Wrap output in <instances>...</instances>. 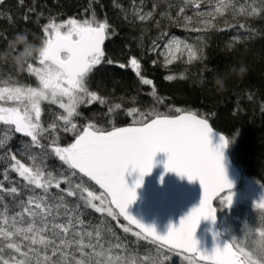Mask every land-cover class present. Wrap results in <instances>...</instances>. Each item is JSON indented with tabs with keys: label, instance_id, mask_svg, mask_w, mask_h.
I'll list each match as a JSON object with an SVG mask.
<instances>
[{
	"label": "trees",
	"instance_id": "trees-1",
	"mask_svg": "<svg viewBox=\"0 0 264 264\" xmlns=\"http://www.w3.org/2000/svg\"><path fill=\"white\" fill-rule=\"evenodd\" d=\"M141 15L145 19L141 20ZM69 18L107 22L110 32L104 45L105 59L95 66L87 82L89 90L104 103L94 101L82 105L78 109L80 115L73 118L78 126L89 122L105 129L130 126L136 116L128 115L132 108L138 112L157 111L168 115H177L176 108L182 112H196L207 118L213 129L229 140V155L242 174V184L251 182L264 191V0H0V52L8 51L13 56L19 52L20 47L15 50L10 47L18 33H26L32 44L42 46L43 27ZM194 28L199 31H193ZM170 35L186 38L194 49L195 58L166 64L159 49ZM133 58L140 64V76L130 65ZM108 60L113 63H107ZM27 63L38 68V55L29 58L23 68L13 63L11 58L6 62L0 61V88L39 87V81L27 69ZM120 64L125 67H119ZM240 66L246 67V73H234L233 69ZM168 76L172 79H166ZM217 76L224 78L226 88L215 83ZM141 77L151 79L153 85L142 84ZM159 99L164 102L159 103ZM117 104L119 109L115 107ZM109 108L113 109L111 113ZM41 110L44 127L64 114L58 104L47 101L41 103ZM56 122L63 124L62 121ZM58 136L61 146H67L74 140L71 132L60 131ZM52 138L42 140V143L47 144ZM22 142L30 143V138L0 124V144L4 145L0 147V157H3L0 159V183L6 188L13 186L12 182L17 186L26 183L11 171V181L3 180V169L10 162V157L4 154L9 150L31 166L28 156H20L17 152L22 150ZM31 155L36 157L38 165L45 166L47 171L61 179L60 187H53L48 193L39 189L30 193L25 189L16 201L10 195L0 193L4 196L0 213L7 204L11 218L21 211L16 206L19 200H26L30 194L45 197L44 202L51 206L52 212L47 216L48 229L42 235L57 239L58 243L53 232L58 236L63 234L52 225L61 223L67 226L71 220L75 227L70 229L68 238L82 240L85 245L94 247H85L84 257L76 250V245L68 251L87 264H200L193 258L136 236L134 233L137 231L119 216L113 219L107 211L97 212L89 205L87 192L100 196L102 193L54 154L44 159L40 149H32ZM61 173L63 177H70L71 183ZM77 184L81 188H76ZM66 189L74 190L76 195L69 197ZM91 204L100 205L93 200ZM215 206L222 235L262 264L263 209L246 203L228 208L220 198ZM34 220L38 227L44 226L42 215ZM17 221L22 224L32 222L27 215L17 217ZM125 227L130 231L125 232ZM74 232L81 235L74 236ZM33 247L40 253L38 258L43 260L45 247L40 244ZM47 251L50 256V248ZM36 259L33 258L32 264H36Z\"/></svg>",
	"mask_w": 264,
	"mask_h": 264
},
{
	"label": "snow or ice",
	"instance_id": "snow-or-ice-1",
	"mask_svg": "<svg viewBox=\"0 0 264 264\" xmlns=\"http://www.w3.org/2000/svg\"><path fill=\"white\" fill-rule=\"evenodd\" d=\"M180 11L183 12L184 9L181 8ZM140 19L145 17L141 15ZM192 30L199 31L195 28ZM43 35L38 54L42 67L34 68L32 63H27V69L36 76L39 87L0 88V124L9 126L14 133L30 138V143L22 142V150L17 152L20 156L27 155L32 161L29 166L18 158L16 152L9 150L5 153V157H10V162L3 169V180L11 181V171L26 183L17 186L16 182H12L13 186L7 188L0 183V193L10 195L13 201H16L25 189L30 193L34 189L48 193L49 189L60 187L61 179L47 171L45 166L38 165L36 157L31 155L32 149H40L44 159L54 154L69 169L77 170L103 189L106 195L94 196L91 191L87 192L89 205L95 207L97 212L107 211V215L113 219L118 215L123 217L129 225H135L140 230L134 233L136 236L146 234L142 236L143 239L152 237V242H159L161 247L168 245L171 249L199 252L201 258L211 261V264H258L257 260L252 259L246 252L241 251L238 256L229 244H225L222 250L214 248L211 254L204 253L198 249L194 239L201 220L215 222L216 209L211 203L214 195L227 191L228 194L222 197V203L226 207L232 203L230 189L233 185L227 180L222 165V149L227 146L229 140L221 135L217 147H210L213 127L209 120L196 112H182L179 108L175 109L177 115L157 111L144 113L132 108L128 115L136 116L131 126H113L111 129H105L92 122L78 126L73 118L80 115L78 109L82 105L94 101L104 103L95 92L89 90L87 82L95 66L105 59L104 45L110 35L109 25L95 19L69 18L61 23L46 24L43 27ZM185 47L189 49L190 58H194L195 53L191 47ZM167 62L171 63L170 60ZM107 63L111 64L113 61L108 60ZM130 65L136 75L140 76V64L137 59H131ZM118 66L125 67L124 64ZM166 79L171 80L172 76ZM141 82L144 85H153L151 79L141 77ZM44 101L58 104V107L64 110V114L58 115L47 127L41 122V103ZM158 102L164 101L159 99ZM115 107L119 109L120 105ZM112 111L113 109L109 108V113ZM56 121H62L63 124ZM60 131L73 133L74 141L67 146H61L58 136ZM45 133H48V136H45ZM49 137H53L49 143H42V140ZM0 147L4 145L0 144ZM157 153L167 156L165 172H174L178 176L186 177L189 182L198 180L202 188L199 206L181 218L179 227H170L165 236H160L154 228L139 223L126 211L136 201V189L142 186L143 178L151 173L153 158ZM126 172L138 173V178L131 188L125 182ZM60 175L63 177L62 173ZM72 175H75V172ZM63 178L71 183L70 177ZM76 188H81V185L77 184ZM65 191L69 197L76 195L72 189ZM92 200H100L101 206L92 205ZM261 200L259 206L264 208V198ZM44 201L43 196L28 195L26 200H19L16 206L21 211H17L11 218L8 215V205L4 204L3 212L0 213V264H32L34 257H37L36 264H87L84 259H76L74 253L68 251L76 245V250L84 257V248L94 247L85 245L82 240L68 238L70 229L75 227L71 220L67 226L61 223L52 225L53 229H59L63 234L58 236L53 232V236L59 240L58 243L57 239L42 235L48 229L47 216L52 212L51 206ZM3 203L4 196L0 195V204ZM25 215L32 222L19 223L17 217L22 218ZM38 215L43 216V227H38L35 223L34 218ZM124 231L129 232L130 228L125 227ZM73 235L80 236L81 233L74 232ZM88 235L91 236L92 233L89 232ZM37 244L46 249L43 260L38 258L40 253L33 247ZM49 248L50 256L47 251ZM260 254L264 257V243L261 244Z\"/></svg>",
	"mask_w": 264,
	"mask_h": 264
},
{
	"label": "water",
	"instance_id": "water-1",
	"mask_svg": "<svg viewBox=\"0 0 264 264\" xmlns=\"http://www.w3.org/2000/svg\"><path fill=\"white\" fill-rule=\"evenodd\" d=\"M221 135L223 134L213 129V133L210 137V147H217L220 143L219 137ZM166 160V154H156L153 158L151 173L143 178L142 186L136 189V201L126 210L128 215L132 216L146 227L154 228L155 232L160 236L167 235L170 227H179L181 218L186 216L193 208L198 207L202 197V188L198 180L189 182L186 177L178 176L174 172H165L164 165ZM222 165L227 180L233 185L230 192H233L239 188L242 182V174L231 160L228 144L222 149ZM75 171L106 195L104 190L100 189L94 181L79 173L77 170ZM137 178L138 173L136 172H130V174L129 172L125 173V182L130 188ZM224 194H227V191L213 196L211 203L215 209L216 200ZM119 217L129 225L123 217ZM129 226L137 232L140 231L135 225ZM148 239L152 240V237H148ZM194 239L197 241L198 249L204 253L211 254L214 248L222 250L225 244H229L233 251H236L237 255L240 256V253L234 248L230 241L221 234L217 209L215 211V222L211 220H201L194 235ZM156 243L160 244L159 242ZM163 247L181 253L187 257H194L198 263L211 264V261L202 259L201 253L199 252L192 253L185 252L182 249H171L168 245H164ZM240 258L242 260L245 259L244 257Z\"/></svg>",
	"mask_w": 264,
	"mask_h": 264
},
{
	"label": "rangeland",
	"instance_id": "rangeland-1",
	"mask_svg": "<svg viewBox=\"0 0 264 264\" xmlns=\"http://www.w3.org/2000/svg\"><path fill=\"white\" fill-rule=\"evenodd\" d=\"M165 45H167V47H165ZM185 45H188L189 47H191L192 51L194 52L193 47L191 46L190 42L186 38L179 37L177 35H170L160 47L159 54L161 55L163 61L166 64L178 62L181 59H184L185 61H190L193 58H190L189 49L188 47H185ZM168 60H170L171 63H168L167 62ZM40 67L42 66L40 65L38 68ZM12 103L13 102H9V104H12ZM231 194H232V203L230 206H228V208H231L237 205L238 203H246L247 205L251 207L259 208L261 210L263 209L264 211V208H261L259 206L260 203L262 202L261 199L264 198V191L258 189L255 184L251 182H243V184H241V189H239L235 193L232 192ZM94 196H100V195L95 194ZM93 201H98L100 203V200H93ZM99 206H101V203ZM262 239L263 237H261V240ZM236 249L239 252L243 251V250H239L238 248Z\"/></svg>",
	"mask_w": 264,
	"mask_h": 264
},
{
	"label": "clouds",
	"instance_id": "clouds-1",
	"mask_svg": "<svg viewBox=\"0 0 264 264\" xmlns=\"http://www.w3.org/2000/svg\"><path fill=\"white\" fill-rule=\"evenodd\" d=\"M10 47L15 50L17 47H20L19 52L16 55H11L8 51L0 52V61H8L11 58L12 62L15 63L18 67L23 68L24 63L31 57L38 55L41 46L32 44L28 40L26 33H18L14 39L10 42ZM234 73L244 74L247 69L245 66H240L239 68L233 69ZM215 83L221 87L226 88V82L223 77L217 76L214 78Z\"/></svg>",
	"mask_w": 264,
	"mask_h": 264
},
{
	"label": "bare ground",
	"instance_id": "bare-ground-1",
	"mask_svg": "<svg viewBox=\"0 0 264 264\" xmlns=\"http://www.w3.org/2000/svg\"><path fill=\"white\" fill-rule=\"evenodd\" d=\"M86 179V178H85ZM87 180V179H86ZM90 182V181H89ZM91 183V182H90ZM92 184V183H91ZM93 185V184H92ZM94 186V185H93Z\"/></svg>",
	"mask_w": 264,
	"mask_h": 264
}]
</instances>
